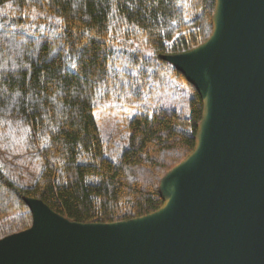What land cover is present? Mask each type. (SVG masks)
Returning <instances> with one entry per match:
<instances>
[{"label":"trees","instance_id":"trees-1","mask_svg":"<svg viewBox=\"0 0 264 264\" xmlns=\"http://www.w3.org/2000/svg\"><path fill=\"white\" fill-rule=\"evenodd\" d=\"M215 0H0V240L28 230L26 199L80 224L164 205L162 178L195 147L203 104L162 60L204 44ZM103 126L124 138L105 141ZM110 132V133H111ZM125 135V136H123Z\"/></svg>","mask_w":264,"mask_h":264},{"label":"water","instance_id":"water-1","mask_svg":"<svg viewBox=\"0 0 264 264\" xmlns=\"http://www.w3.org/2000/svg\"><path fill=\"white\" fill-rule=\"evenodd\" d=\"M162 59L203 104L162 208L80 224L26 199L32 226L0 240V264H264V0H215L210 38Z\"/></svg>","mask_w":264,"mask_h":264},{"label":"rangeland","instance_id":"rangeland-1","mask_svg":"<svg viewBox=\"0 0 264 264\" xmlns=\"http://www.w3.org/2000/svg\"><path fill=\"white\" fill-rule=\"evenodd\" d=\"M166 63H168V62H166ZM110 132H111V129L109 127L103 126V137H104L105 141H112V142L114 141V143L118 142V145L124 144V142H123L124 138L122 136H118L117 134L115 135L113 133V130L111 133ZM123 136H125V135H123ZM2 153H5V152L0 150V160L3 163L9 164L13 168H14V166H17V170L19 171V177L21 178L20 179L21 183L22 182L23 183H31L35 179L37 171H36L34 164L32 165L31 162L27 161V159L25 157H22L21 154H16V155L12 154V155L3 156Z\"/></svg>","mask_w":264,"mask_h":264}]
</instances>
